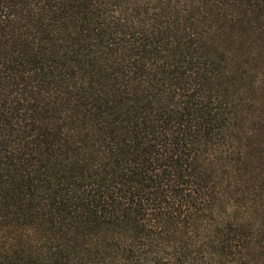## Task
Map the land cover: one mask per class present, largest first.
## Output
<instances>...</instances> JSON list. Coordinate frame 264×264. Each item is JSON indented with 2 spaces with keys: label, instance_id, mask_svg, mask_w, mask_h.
<instances>
[{
  "label": "trees",
  "instance_id": "1",
  "mask_svg": "<svg viewBox=\"0 0 264 264\" xmlns=\"http://www.w3.org/2000/svg\"><path fill=\"white\" fill-rule=\"evenodd\" d=\"M264 0H0V264H264Z\"/></svg>",
  "mask_w": 264,
  "mask_h": 264
},
{
  "label": "rangeland",
  "instance_id": "2",
  "mask_svg": "<svg viewBox=\"0 0 264 264\" xmlns=\"http://www.w3.org/2000/svg\"><path fill=\"white\" fill-rule=\"evenodd\" d=\"M258 97V103H259V106H264V95H257ZM261 141H263V145L259 148L260 149V152L256 155V158H255V164L259 165V166H262L264 167V134L261 135L260 137Z\"/></svg>",
  "mask_w": 264,
  "mask_h": 264
}]
</instances>
